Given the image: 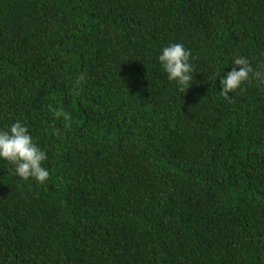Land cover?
Segmentation results:
<instances>
[{
	"label": "trees",
	"instance_id": "1",
	"mask_svg": "<svg viewBox=\"0 0 264 264\" xmlns=\"http://www.w3.org/2000/svg\"><path fill=\"white\" fill-rule=\"evenodd\" d=\"M234 55L264 65V0H0V127L50 172L0 160V264H264V86L221 95Z\"/></svg>",
	"mask_w": 264,
	"mask_h": 264
},
{
	"label": "clouds",
	"instance_id": "2",
	"mask_svg": "<svg viewBox=\"0 0 264 264\" xmlns=\"http://www.w3.org/2000/svg\"><path fill=\"white\" fill-rule=\"evenodd\" d=\"M157 60L168 81L174 82L178 92L185 93L194 82L191 50L180 42L169 43L160 49ZM231 65V70L219 78L220 92L225 99H230V93L247 82L255 81L257 85L264 86V65L254 67L243 55H234ZM83 80L84 77L80 76L71 89L75 96H80L79 86ZM49 110L54 117L62 118L66 125L71 121V114L62 106L50 105ZM0 160L12 165L14 175L21 179L31 178L43 184L50 178L49 169L43 164L48 160L47 151L33 138L26 121L17 119L8 126L0 127Z\"/></svg>",
	"mask_w": 264,
	"mask_h": 264
}]
</instances>
